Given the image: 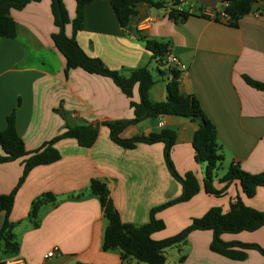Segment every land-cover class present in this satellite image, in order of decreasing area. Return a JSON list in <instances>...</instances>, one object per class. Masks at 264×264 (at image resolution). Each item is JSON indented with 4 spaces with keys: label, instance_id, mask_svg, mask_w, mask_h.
Wrapping results in <instances>:
<instances>
[{
    "label": "crops",
    "instance_id": "obj_1",
    "mask_svg": "<svg viewBox=\"0 0 264 264\" xmlns=\"http://www.w3.org/2000/svg\"><path fill=\"white\" fill-rule=\"evenodd\" d=\"M111 1L87 4L83 29L75 35L83 52L126 78L148 68L154 79L148 99L156 104L168 97L170 70H179L181 92L199 101L217 129L224 157L214 180L221 195H211L204 191L205 165L196 161L192 146L198 121L165 116L131 124L121 133L122 140H133L164 130L175 132L173 167L181 177L193 174L201 187L190 201L157 213L166 228L153 234L152 240L161 242L179 235L213 208L226 214L237 198L246 207L264 212V187L247 198L240 182H221L235 165L252 175L264 172V92L244 80L247 76L255 82L264 81V2L241 18L236 28L201 14L204 8L223 10V0H183L182 11L191 15L184 23L169 17L170 3L163 9L140 4L129 27L123 28ZM63 2L73 22L77 2ZM9 15L17 36L0 38V132L6 130L7 119L13 114L27 152L37 151L68 127L88 124L98 127L99 134L90 149L72 139L58 141L55 148L60 160L30 172L10 215L20 249L17 254L1 251L0 264L13 258L28 264H121V250L103 249L108 223L99 198L90 192L92 181L107 184L122 222L134 226L147 224L153 210L183 194V186L167 166L163 143H138L133 150L125 149L111 141L110 129L103 125L134 120L131 103H140L139 86L128 98L111 78L90 75L83 69L66 73V60L52 39L58 29L50 0L12 9ZM150 18L155 19L152 25L147 24ZM65 33L73 38L72 25L66 26ZM147 42L168 45V55L176 57L179 65L171 68L166 60L159 63ZM23 169L19 160L0 165V196L13 191ZM46 194L54 195L56 202L41 207L40 227H35L30 219L32 204ZM4 220L5 215L0 214V228ZM213 234L190 233L187 244L167 251L166 264H264V256L256 250L247 251L248 258L242 262L217 255L211 250ZM221 239L264 250V227L252 233L224 234ZM52 251L54 256L46 259Z\"/></svg>",
    "mask_w": 264,
    "mask_h": 264
},
{
    "label": "trees",
    "instance_id": "obj_2",
    "mask_svg": "<svg viewBox=\"0 0 264 264\" xmlns=\"http://www.w3.org/2000/svg\"><path fill=\"white\" fill-rule=\"evenodd\" d=\"M42 0H0V38L15 39L17 36L16 24L10 18L9 12L12 9H22L31 3ZM51 12L54 17L58 33L52 36L56 49L66 60V73L75 69H83L90 75H99L111 78L112 81L127 95L133 96V88L139 86L140 103H131L135 118L132 121L103 123L111 132L112 142L125 149H134L138 143L165 145V159L167 166L175 178L183 186V194L177 201H172L150 213V221L142 226L128 225L122 222L115 206L110 198L107 184L101 181H92L90 192L97 196L101 202V208L108 223L103 238V249L105 252L121 250V264H166V254L169 249L180 248L187 244V238L194 231H212L213 240L211 250L217 255L224 256L235 261H245L248 258L247 251L256 250L264 256V250L258 245H244L240 243H225L221 236L224 234L252 233L264 227V212L246 207L240 198H237L231 205L230 212L224 214L219 207L211 209L202 218L194 219L192 224L182 233L175 237L168 238L161 242L152 240V235L162 232L166 226L158 220V212L167 209L172 205L186 203L199 193L201 187L193 174L181 177L176 172L171 161V150L177 141V135L171 130H164L160 134L137 137L130 140H122L121 133L131 124H137L146 119H159L165 116H176L182 119H189L199 122V128L195 133L192 143L195 159L199 165H205L204 191L211 195H221L216 191L214 180L216 173L221 167L224 157L221 155V148L218 145V133L216 127L204 114L201 105L196 97L184 95L180 90L181 72L176 69L170 70V80L167 84L168 97L165 102L152 103L148 99V92L154 85V79L148 68L133 71L128 78L118 72L107 69L98 59H91L87 56L75 39V35L82 31L84 26V14L87 4L93 0H76V19L71 22L63 0H50ZM227 3L224 12L230 18V27L236 28L238 22L244 16L251 14L255 7L264 0H223ZM112 8L123 28H128L131 17L136 13V6L148 4L157 9H163L170 3L173 7L169 17L174 21L186 22L191 15L178 10L180 0H112ZM264 12V11H263ZM218 20V19H216ZM72 25L73 38L65 33V28ZM146 47L153 57L163 63L169 52L168 45L159 42H147ZM247 84L259 91L264 92V81L255 82L244 77ZM98 127L88 124L68 127L66 132L46 143L43 147L34 152H27L23 141L16 128L15 116L12 114L7 119V128L0 132V147L4 153L0 156V165L14 161H22L23 175L20 181L9 195L0 196V214L5 215L4 224L0 228V252L6 254H17L20 245L16 241L13 232L15 224L10 221V215L15 199L30 172L38 166H48L60 160L61 155L55 148V144L64 139L77 141L79 146L90 149L98 139ZM238 181L242 186V192L247 198L255 196L260 187H264V172L252 175L243 172L239 165L230 167L227 174L221 180L227 185ZM56 198L52 194H46L43 198L37 199L31 208L30 219L35 227H40L39 212L41 207L55 203ZM185 257L181 262H184Z\"/></svg>",
    "mask_w": 264,
    "mask_h": 264
},
{
    "label": "built area",
    "instance_id": "obj_3",
    "mask_svg": "<svg viewBox=\"0 0 264 264\" xmlns=\"http://www.w3.org/2000/svg\"><path fill=\"white\" fill-rule=\"evenodd\" d=\"M180 2H181V5L177 8L178 10H182L181 8L183 7L182 6L183 0H180ZM226 7H227V3H224V9L221 11H218L215 8H206V9L204 8V9H202V11L206 17L213 18L215 20L218 19V21L227 23V25H229L230 24V18L224 12ZM154 22H155V19L150 18L147 21V24L152 25ZM166 63L168 65H170L171 68H175L176 66L179 65V60L174 56L167 55L166 56ZM54 254H55L54 251L48 253V255L46 256V259H51L54 256ZM1 264H28V263L21 258H13V259L4 261Z\"/></svg>",
    "mask_w": 264,
    "mask_h": 264
},
{
    "label": "rangeland",
    "instance_id": "obj_4",
    "mask_svg": "<svg viewBox=\"0 0 264 264\" xmlns=\"http://www.w3.org/2000/svg\"><path fill=\"white\" fill-rule=\"evenodd\" d=\"M182 4H183L182 6L184 7V6H185L184 3H182ZM184 11H185V10H184ZM185 12H187V11H185ZM188 14H189V13H188ZM201 14L204 15L202 10H201ZM189 15H190V14H189Z\"/></svg>",
    "mask_w": 264,
    "mask_h": 264
}]
</instances>
